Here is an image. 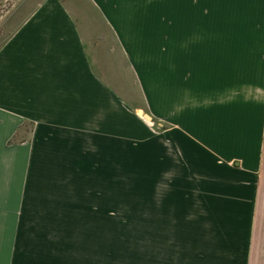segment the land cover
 Returning a JSON list of instances; mask_svg holds the SVG:
<instances>
[{"label":"crops","instance_id":"crops-1","mask_svg":"<svg viewBox=\"0 0 264 264\" xmlns=\"http://www.w3.org/2000/svg\"><path fill=\"white\" fill-rule=\"evenodd\" d=\"M153 9L17 15L0 46V264H264V0H177L170 37ZM148 163V251L118 263L110 224L72 199Z\"/></svg>","mask_w":264,"mask_h":264},{"label":"rangeland","instance_id":"rangeland-1","mask_svg":"<svg viewBox=\"0 0 264 264\" xmlns=\"http://www.w3.org/2000/svg\"><path fill=\"white\" fill-rule=\"evenodd\" d=\"M42 0H0V46L6 41L18 16L25 15ZM154 3L153 13L168 20L169 37L176 28L177 0H146ZM85 2V0H84ZM21 14H17V13ZM17 17V18H15ZM147 126L150 133L160 131L159 124L152 121ZM112 182L90 183L89 190L80 189V196L72 203L94 206L95 221L110 224L109 254L117 262L133 255V251L147 254L152 204V168L113 167ZM85 192V193H84ZM85 194V196H83ZM128 225L129 227H122Z\"/></svg>","mask_w":264,"mask_h":264},{"label":"water","instance_id":"water-1","mask_svg":"<svg viewBox=\"0 0 264 264\" xmlns=\"http://www.w3.org/2000/svg\"><path fill=\"white\" fill-rule=\"evenodd\" d=\"M146 116H147V118H149L150 120H152L153 118H152V116L151 115H149V114H146Z\"/></svg>","mask_w":264,"mask_h":264}]
</instances>
